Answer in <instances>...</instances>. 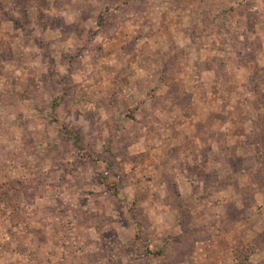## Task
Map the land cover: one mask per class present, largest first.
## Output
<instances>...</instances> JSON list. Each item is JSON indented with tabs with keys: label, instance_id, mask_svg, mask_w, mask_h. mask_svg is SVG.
<instances>
[{
	"label": "rangeland",
	"instance_id": "374dc122",
	"mask_svg": "<svg viewBox=\"0 0 264 264\" xmlns=\"http://www.w3.org/2000/svg\"><path fill=\"white\" fill-rule=\"evenodd\" d=\"M0 264H264V0H0Z\"/></svg>",
	"mask_w": 264,
	"mask_h": 264
}]
</instances>
